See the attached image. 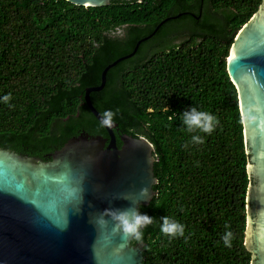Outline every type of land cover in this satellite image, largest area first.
Masks as SVG:
<instances>
[{"label":"trees","instance_id":"trees-1","mask_svg":"<svg viewBox=\"0 0 264 264\" xmlns=\"http://www.w3.org/2000/svg\"><path fill=\"white\" fill-rule=\"evenodd\" d=\"M261 0H0V148L49 160L80 133L107 138L84 103L102 70L169 17L134 55L111 67L89 100L116 137L154 148L156 192L142 264H249L243 245L247 155L226 59ZM122 29V35L116 34ZM177 41V43H175Z\"/></svg>","mask_w":264,"mask_h":264},{"label":"water","instance_id":"water-1","mask_svg":"<svg viewBox=\"0 0 264 264\" xmlns=\"http://www.w3.org/2000/svg\"><path fill=\"white\" fill-rule=\"evenodd\" d=\"M100 8L112 0H64ZM127 2L140 0H121ZM108 64L100 84L85 89L84 103L107 138L80 133L49 154V160L0 148V264H142L144 243L131 245L149 222L140 214L155 196L153 145L144 137L119 134L89 100L107 71L134 55ZM235 87L247 155L243 245L249 264H264V0L237 32L226 59Z\"/></svg>","mask_w":264,"mask_h":264},{"label":"flooded vegetation","instance_id":"flooded-vegetation-1","mask_svg":"<svg viewBox=\"0 0 264 264\" xmlns=\"http://www.w3.org/2000/svg\"><path fill=\"white\" fill-rule=\"evenodd\" d=\"M116 34H118L119 36H121L122 35V29H117L116 30ZM175 43H177V41H175ZM116 144H117L118 147L120 146V141H119V138L118 137H116Z\"/></svg>","mask_w":264,"mask_h":264}]
</instances>
